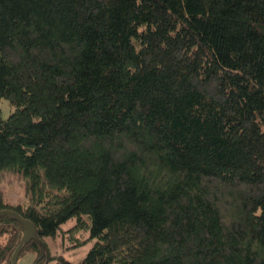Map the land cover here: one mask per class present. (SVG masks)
<instances>
[{
  "label": "trees",
  "instance_id": "1",
  "mask_svg": "<svg viewBox=\"0 0 264 264\" xmlns=\"http://www.w3.org/2000/svg\"><path fill=\"white\" fill-rule=\"evenodd\" d=\"M1 98L32 264H264V0H0Z\"/></svg>",
  "mask_w": 264,
  "mask_h": 264
},
{
  "label": "rangeland",
  "instance_id": "2",
  "mask_svg": "<svg viewBox=\"0 0 264 264\" xmlns=\"http://www.w3.org/2000/svg\"><path fill=\"white\" fill-rule=\"evenodd\" d=\"M13 109L14 106L7 98L0 99V116L7 117ZM0 193L8 205H25L29 203L25 181L17 173L4 171L0 174ZM85 218L89 220L87 216ZM74 222L75 218L68 219L60 225L55 237H47L48 248L52 255L62 254L67 259L78 261L92 245L93 239H87L79 246L71 245L73 241L67 237L66 233L62 232V229L69 227ZM35 256L36 253L34 251H24L18 256L16 264H32ZM53 262L54 258L49 264H53Z\"/></svg>",
  "mask_w": 264,
  "mask_h": 264
},
{
  "label": "water",
  "instance_id": "3",
  "mask_svg": "<svg viewBox=\"0 0 264 264\" xmlns=\"http://www.w3.org/2000/svg\"><path fill=\"white\" fill-rule=\"evenodd\" d=\"M2 213H6V214H11L14 215L15 217H17V219L24 224V233L21 237V239L19 240L18 245L16 246L15 250L12 253L11 256V263L10 264H16L17 263V258L19 256L22 244L24 242H26L29 239H36V229L34 224L29 220L26 219L24 217H22V215H20L17 211L13 210V209H0V214Z\"/></svg>",
  "mask_w": 264,
  "mask_h": 264
}]
</instances>
